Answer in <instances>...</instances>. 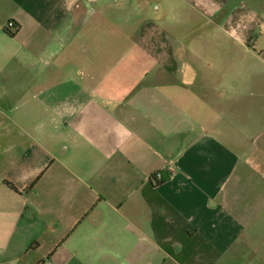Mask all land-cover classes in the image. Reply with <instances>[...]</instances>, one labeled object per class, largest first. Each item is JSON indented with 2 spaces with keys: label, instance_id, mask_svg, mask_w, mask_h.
<instances>
[{
  "label": "crops",
  "instance_id": "obj_1",
  "mask_svg": "<svg viewBox=\"0 0 264 264\" xmlns=\"http://www.w3.org/2000/svg\"><path fill=\"white\" fill-rule=\"evenodd\" d=\"M227 1L0 0L3 264H264V43Z\"/></svg>",
  "mask_w": 264,
  "mask_h": 264
},
{
  "label": "rangeland",
  "instance_id": "obj_2",
  "mask_svg": "<svg viewBox=\"0 0 264 264\" xmlns=\"http://www.w3.org/2000/svg\"><path fill=\"white\" fill-rule=\"evenodd\" d=\"M227 4V8L224 12L220 13V15L218 14L217 16V20L218 21H213L214 24H218L217 22H222L221 24L224 26V29L227 32H232L233 30V22L238 19V17L240 18L239 20L243 19V17H247L252 15L253 13H256L258 16H260V18H258V21H255V27L256 29L258 28V32L259 33H254V39L255 41L259 42L258 45H256L257 48L260 49L261 45H263L264 43V38L261 37V34L264 32V0H228L226 2ZM232 9L233 11V15H232V19H227L224 20V17L226 15H228L229 10ZM222 17V20H221ZM231 20V21H228ZM260 21V22H259ZM195 23H200L201 27H209L212 25L215 27L214 24L210 23L209 20H206L205 18L201 17L198 21L196 20ZM190 25V24H189ZM196 25V24H195ZM219 25V24H218ZM188 27V26H186ZM216 28V27H215ZM213 38V43H220V40H217L218 38L221 37V34H212L211 35ZM262 43V44H261ZM233 56H238V54L236 52H233ZM264 75V74H263ZM45 262H48L47 260ZM3 259H0V264H3Z\"/></svg>",
  "mask_w": 264,
  "mask_h": 264
},
{
  "label": "built area",
  "instance_id": "obj_3",
  "mask_svg": "<svg viewBox=\"0 0 264 264\" xmlns=\"http://www.w3.org/2000/svg\"><path fill=\"white\" fill-rule=\"evenodd\" d=\"M13 27H14V23L10 22L8 25V28L11 29ZM171 172L172 173L169 175V178H172L175 176V173H173V171H171ZM164 180H165V178H164L163 170H158V171L154 172L152 175H150V177H149V181H151L152 183H162ZM43 264H48V263L44 262Z\"/></svg>",
  "mask_w": 264,
  "mask_h": 264
},
{
  "label": "trees",
  "instance_id": "obj_4",
  "mask_svg": "<svg viewBox=\"0 0 264 264\" xmlns=\"http://www.w3.org/2000/svg\"><path fill=\"white\" fill-rule=\"evenodd\" d=\"M8 31V34H10L11 36H14L15 35V33H11L9 30H7ZM44 262H41L40 264H43Z\"/></svg>",
  "mask_w": 264,
  "mask_h": 264
}]
</instances>
